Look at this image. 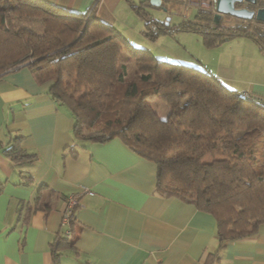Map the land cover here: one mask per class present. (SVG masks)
Masks as SVG:
<instances>
[{
	"label": "trees",
	"instance_id": "1",
	"mask_svg": "<svg viewBox=\"0 0 264 264\" xmlns=\"http://www.w3.org/2000/svg\"><path fill=\"white\" fill-rule=\"evenodd\" d=\"M127 1L151 41L185 31L200 34L208 48L248 38L264 53V30L249 20L232 26L215 22L213 2L198 8L193 21L170 26L150 10L168 12L171 0L159 7L150 0ZM33 20L41 22V33L26 25ZM133 44L92 13L46 0H0V78L28 67L51 81L52 100L74 118L76 141L118 138L153 162L157 193L215 217L219 248L207 261L219 264L228 241L252 237L264 223V100L230 88L207 68L157 59ZM133 60L129 79L127 63ZM155 100L165 103V117L152 106ZM21 140L3 149L13 162L32 159ZM70 238L57 235L51 264H60L63 252L73 249Z\"/></svg>",
	"mask_w": 264,
	"mask_h": 264
},
{
	"label": "crops",
	"instance_id": "2",
	"mask_svg": "<svg viewBox=\"0 0 264 264\" xmlns=\"http://www.w3.org/2000/svg\"><path fill=\"white\" fill-rule=\"evenodd\" d=\"M46 1L92 13L133 43L147 39L127 0ZM225 45H232L226 46L233 50L230 63L219 59L210 70L264 100V53L248 38ZM238 73L252 77L247 86ZM50 88L51 81L26 66L0 78V264H51V244L64 235L62 218L73 196L79 201L70 228L74 246L60 264H209L208 255L219 248L215 217L157 193V166L120 139L76 141L74 118L52 100ZM17 137L32 159L17 163L5 156ZM219 264H264V223L256 235L228 241Z\"/></svg>",
	"mask_w": 264,
	"mask_h": 264
},
{
	"label": "rangeland",
	"instance_id": "3",
	"mask_svg": "<svg viewBox=\"0 0 264 264\" xmlns=\"http://www.w3.org/2000/svg\"><path fill=\"white\" fill-rule=\"evenodd\" d=\"M139 2L140 0H134ZM169 9L171 11H166L165 9L160 10H150L154 17L160 20H167L170 18L169 21H166L167 24L170 26L178 25L184 19L186 20H194L198 8H209L211 6V0H171L170 1ZM244 5V4H241ZM246 5H248L246 3ZM246 7L251 8L252 10H257L258 8H264V0H257L256 4H250ZM191 8V10H190ZM190 11L189 15L186 17L182 16L181 14H185ZM215 12V10H214ZM181 13V14H177ZM223 24L227 26H232L236 24L242 23L245 21L244 24L247 22L246 20L238 19L236 17H232L230 15H223L221 20ZM252 21V22H250ZM251 26L257 27L259 29L264 30L263 23H257L256 20H249L248 21ZM30 28H33L38 33L42 32V24L39 20H33L26 24ZM133 43V42H132ZM228 43H223L222 45L214 48H208L204 45L203 38L198 33L192 32H182V31H174L172 35H161L155 42L151 41L150 39H145L139 42H134L133 45L147 48L149 49L152 54L157 59H163L169 62L175 63H183L191 66H196L200 68H207L208 70L211 67L215 68V65L219 62V59H222L224 63H230L227 58H230L228 53H232L233 50L229 49L226 46L232 45H225ZM225 45V46H223ZM223 46V47H221ZM223 48V49H220ZM238 54V51L237 53ZM239 61L243 62L244 58L237 57ZM236 58V59H237ZM134 69H135V61H131L127 63V77L131 79L134 76ZM239 70V68H238ZM244 86H247L248 81L252 80L251 76H242L238 73V78ZM231 88V86H229ZM152 106L156 109L161 117H165L168 110L164 102L160 100L152 101Z\"/></svg>",
	"mask_w": 264,
	"mask_h": 264
},
{
	"label": "water",
	"instance_id": "4",
	"mask_svg": "<svg viewBox=\"0 0 264 264\" xmlns=\"http://www.w3.org/2000/svg\"><path fill=\"white\" fill-rule=\"evenodd\" d=\"M244 2L254 5L257 0H214L215 22L218 23L223 15H230L242 20L255 19L264 24V8L252 10L247 7H239V4ZM150 4L159 7L162 5V0H150ZM169 20L170 18L167 19V21Z\"/></svg>",
	"mask_w": 264,
	"mask_h": 264
},
{
	"label": "built area",
	"instance_id": "5",
	"mask_svg": "<svg viewBox=\"0 0 264 264\" xmlns=\"http://www.w3.org/2000/svg\"><path fill=\"white\" fill-rule=\"evenodd\" d=\"M211 2H214V0H211ZM85 192L89 193L90 195H93L92 192H89L87 189L84 190ZM79 206V201L76 197H71L67 206V209L64 213V216L62 218V226L65 229L64 235L66 237H70V225L73 220H75V212Z\"/></svg>",
	"mask_w": 264,
	"mask_h": 264
},
{
	"label": "flooded vegetation",
	"instance_id": "6",
	"mask_svg": "<svg viewBox=\"0 0 264 264\" xmlns=\"http://www.w3.org/2000/svg\"><path fill=\"white\" fill-rule=\"evenodd\" d=\"M243 4H244L243 6H248V5H250L249 3H247L248 5H246V2H244ZM248 8H249V7H248ZM250 9H251V8H250Z\"/></svg>",
	"mask_w": 264,
	"mask_h": 264
}]
</instances>
